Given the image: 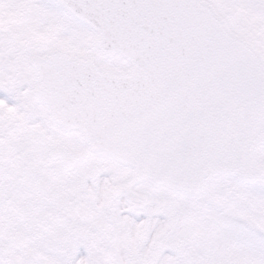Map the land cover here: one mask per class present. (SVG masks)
Listing matches in <instances>:
<instances>
[{
    "label": "snow or ice",
    "instance_id": "snow-or-ice-1",
    "mask_svg": "<svg viewBox=\"0 0 264 264\" xmlns=\"http://www.w3.org/2000/svg\"><path fill=\"white\" fill-rule=\"evenodd\" d=\"M0 264H264V0H0Z\"/></svg>",
    "mask_w": 264,
    "mask_h": 264
}]
</instances>
